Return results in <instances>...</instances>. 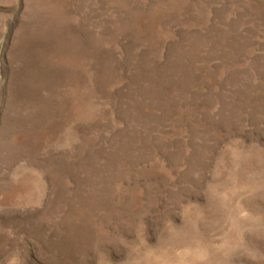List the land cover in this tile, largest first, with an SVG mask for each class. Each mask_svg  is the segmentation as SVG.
Segmentation results:
<instances>
[{"label":"rangeland","instance_id":"1","mask_svg":"<svg viewBox=\"0 0 264 264\" xmlns=\"http://www.w3.org/2000/svg\"><path fill=\"white\" fill-rule=\"evenodd\" d=\"M16 100L0 264H264V0H0Z\"/></svg>","mask_w":264,"mask_h":264},{"label":"bare ground","instance_id":"2","mask_svg":"<svg viewBox=\"0 0 264 264\" xmlns=\"http://www.w3.org/2000/svg\"><path fill=\"white\" fill-rule=\"evenodd\" d=\"M30 79V78H29ZM31 80V79H30ZM29 83V82H28ZM22 86V85H20ZM24 86V84H23ZM27 86V85H25ZM28 87V86H27ZM22 88V87H21ZM31 88V87H30ZM9 89V88H8ZM25 90V89H24ZM13 91V90H12ZM30 91V90H29ZM34 91V90H33ZM22 95L26 96V99L27 98H30L31 95L29 96L28 94L26 95L25 92L22 93ZM40 96V95H39ZM25 100V99H23ZM27 102V101H26ZM30 102V101H29ZM19 104L18 101H14V104H11V106H8L6 108V113L5 115H3V119H2V122L0 123V150L1 149H5L7 148L6 146V143L5 142L7 140V138H9V136L13 133V129L14 127H16V118L15 116H12L11 113L15 114V111L18 112L17 110H19L20 108L19 107H16L15 105ZM44 104V103H43ZM29 105V104H28ZM22 106V105H21ZM29 107V106H28ZM43 113V112H42ZM17 115V114H15ZM18 117V116H17ZM23 118V117H22ZM26 132V131H25ZM14 136V134H13ZM16 136V135H15ZM16 138V137H15ZM13 138V139H15ZM11 139V138H10ZM9 140V139H8ZM17 140V139H16ZM9 142V141H8Z\"/></svg>","mask_w":264,"mask_h":264}]
</instances>
